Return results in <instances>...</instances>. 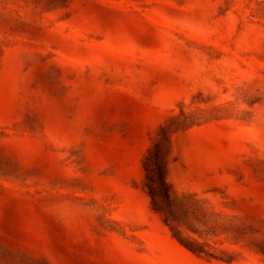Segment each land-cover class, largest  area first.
<instances>
[{"label":"rangeland","instance_id":"rangeland-1","mask_svg":"<svg viewBox=\"0 0 264 264\" xmlns=\"http://www.w3.org/2000/svg\"><path fill=\"white\" fill-rule=\"evenodd\" d=\"M0 264H264V0H0Z\"/></svg>","mask_w":264,"mask_h":264},{"label":"trees","instance_id":"trees-1","mask_svg":"<svg viewBox=\"0 0 264 264\" xmlns=\"http://www.w3.org/2000/svg\"><path fill=\"white\" fill-rule=\"evenodd\" d=\"M170 136L166 127L160 125L152 139V146L145 156L143 170L144 179L142 182L143 190L150 199L152 211L163 216L164 223L169 228H174L173 223L179 224L175 217L174 202L176 197L173 195L166 180V167L170 152ZM181 243V241H180ZM182 245L190 252L201 256L200 250H196L192 243Z\"/></svg>","mask_w":264,"mask_h":264}]
</instances>
